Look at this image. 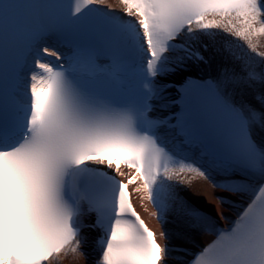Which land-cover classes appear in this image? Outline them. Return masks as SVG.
Masks as SVG:
<instances>
[{
  "label": "snow or ice",
  "instance_id": "1",
  "mask_svg": "<svg viewBox=\"0 0 264 264\" xmlns=\"http://www.w3.org/2000/svg\"><path fill=\"white\" fill-rule=\"evenodd\" d=\"M120 3L118 16L105 0H0V264H61L87 230L95 264H264V0ZM209 64L211 78L178 89L179 114L150 117L169 75ZM237 167L254 179H216ZM185 172L227 193L221 205L251 198L221 228L223 211L175 191ZM137 182L162 224L214 239L191 257L167 230L161 244L132 203Z\"/></svg>",
  "mask_w": 264,
  "mask_h": 264
},
{
  "label": "bare ground",
  "instance_id": "2",
  "mask_svg": "<svg viewBox=\"0 0 264 264\" xmlns=\"http://www.w3.org/2000/svg\"><path fill=\"white\" fill-rule=\"evenodd\" d=\"M105 4L110 6L112 9L116 10L114 14L122 15L121 9L123 5L120 3V0H105ZM214 33H217L215 36V40L219 38L223 40L225 35L219 34V30H212ZM217 31V32H216ZM231 39V47L235 50L236 53L239 51L247 50L243 47L238 46L236 39L233 37H228ZM214 40V43H215ZM254 42L257 43V52H264V34H261L254 38ZM238 51V52H237ZM244 56L246 59L251 57L253 59H258L255 55L250 53H245ZM205 70L209 76L214 75V67L209 64L208 66H195L193 68L185 69L183 73L171 74L169 76L179 77L184 73H188L189 70ZM168 76V77H169ZM167 77V79H168ZM160 110H166V108L159 107ZM153 113H156L153 112ZM255 137L259 142L264 141V131L260 129H256L254 132ZM173 168L176 167L175 164L172 165ZM127 172L128 169L124 168ZM232 172V173H230ZM217 180H231L238 183H247L250 180L254 179L251 174L246 171H242L241 169L235 168L230 169L226 173H222L216 176ZM136 184H132V193L134 195V200L138 205V208L142 211L144 216L147 218L148 223L157 230L159 238L165 243V239L160 235L161 232L167 230L171 239L170 243L173 245H186L187 247L183 250L188 252L189 257H191L197 250H200L202 246L211 242L214 239V233H190L183 234L180 229L178 222L175 219L169 217L168 223L162 224L160 219L157 218L155 213H157V207L146 199L142 198L141 193H137L135 188L138 186ZM176 185L175 191L179 194V196L191 203L194 206H197L201 209H204L210 214L215 215L217 210L223 211L227 219H221L219 216H216L217 225L227 226L232 220H234L238 214L246 207L247 203L251 198V194L248 195H237V196H228L227 205H221L220 201L216 198L217 194L227 195V193H220L223 190H218L213 187L212 181L206 179L204 177L198 176L194 172H185L181 173L179 177L174 176L172 181ZM89 232L88 243L84 246L83 252L77 251L75 253L69 252L63 258H61V264H93V261L99 256V252L97 251V245L95 243V232L92 230H87Z\"/></svg>",
  "mask_w": 264,
  "mask_h": 264
}]
</instances>
